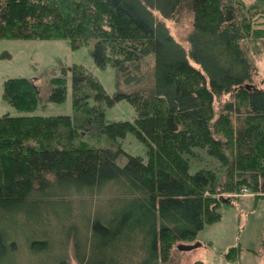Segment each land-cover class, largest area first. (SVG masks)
Instances as JSON below:
<instances>
[{"label": "trees", "instance_id": "16d2710c", "mask_svg": "<svg viewBox=\"0 0 264 264\" xmlns=\"http://www.w3.org/2000/svg\"><path fill=\"white\" fill-rule=\"evenodd\" d=\"M236 4L0 0V39H67L73 48L91 43L95 66L112 67L115 89L107 95L73 64L70 115H0V264H13L16 232L29 231L24 242L34 253L48 241L35 229L49 227L62 233L58 247L71 242L78 264H159L173 245L216 220L221 202L231 203L216 193L245 187L264 196V87L252 83L255 68L242 47L250 24L239 19ZM181 8L192 19L186 49L157 17L173 18ZM33 80H3V100L20 111L34 109ZM48 83L45 98L63 101L65 78ZM221 94L231 99L213 120V98ZM121 99L134 118L107 121L105 106ZM128 132L144 145L145 159L125 154L119 166L122 151L114 143ZM199 149L224 167L223 175L204 167L189 172ZM96 200L102 212L89 211ZM76 211H87L82 236L71 221ZM262 227L264 253V220ZM238 251L229 248L224 256L233 260Z\"/></svg>", "mask_w": 264, "mask_h": 264}, {"label": "rangeland", "instance_id": "374dc122", "mask_svg": "<svg viewBox=\"0 0 264 264\" xmlns=\"http://www.w3.org/2000/svg\"><path fill=\"white\" fill-rule=\"evenodd\" d=\"M236 2H239L236 4L239 19L250 24L249 35L244 38L242 47L255 68L252 74V83L254 87L263 88L264 40L259 37L264 34L259 28H264V23L260 20L264 17V0H236ZM157 17L166 26L169 35L186 49L188 47L186 37L192 28L191 13L181 8L173 18ZM257 38L259 39L256 40ZM90 46L91 43H87L73 48L67 39H0V115H70L71 88L68 68L73 64L81 65L89 71L100 83L104 92L111 96L115 90L114 71L110 65H106L104 68L95 66L89 53ZM191 63L197 67L193 62ZM53 76L65 78L66 91L61 102L49 101L45 98L50 86L48 80ZM13 77L34 79L33 81L38 87L37 97L39 100L34 109L20 111L3 100L2 82ZM229 99L231 97L228 94H221L213 98V120L217 117L223 103ZM134 116L133 107L124 99L105 106L104 117L107 121H131ZM84 138L88 140L87 136ZM89 142L94 143L93 140ZM114 145L122 151L115 159L119 166L124 163L125 154L139 155L145 159L144 145L130 132L116 140ZM195 152L197 157H191L188 163L190 173L204 167L214 171L218 176L223 175L224 167H220L203 150L199 149ZM243 188L247 190V196H241L244 195ZM204 194H208V192L205 190ZM215 196L216 198L227 196L232 201L231 203L221 202L218 206L219 216L216 220L204 224L193 239L176 243L193 244L197 242L199 245L190 250H177L173 245L166 260L159 264H193L197 260L202 264H264V253L260 251L264 220V196L257 197L245 187H241L237 192L216 193ZM83 207L88 211L87 202L83 203ZM93 210L103 211L100 201L96 200L94 209L89 211ZM87 211L72 213L71 221L73 220L78 226L80 236L83 235V218ZM51 226H53L52 223ZM35 230L47 236V244L37 252L31 253L24 242L29 231L16 232L19 250L13 256V264H55L61 256L64 258L65 264H78L72 254L71 242L63 240L64 246L58 247L56 241L61 240V231L58 230L56 234L53 227ZM232 247H236L239 251L233 260H229L224 254Z\"/></svg>", "mask_w": 264, "mask_h": 264}, {"label": "water", "instance_id": "95a60500", "mask_svg": "<svg viewBox=\"0 0 264 264\" xmlns=\"http://www.w3.org/2000/svg\"><path fill=\"white\" fill-rule=\"evenodd\" d=\"M247 86L248 85H245V87H247ZM198 245H199V243H197V242H195L193 244L178 243V244L175 245V248L177 250H190V249H192V248H194V247H196Z\"/></svg>", "mask_w": 264, "mask_h": 264}, {"label": "built area", "instance_id": "2783aa9c", "mask_svg": "<svg viewBox=\"0 0 264 264\" xmlns=\"http://www.w3.org/2000/svg\"><path fill=\"white\" fill-rule=\"evenodd\" d=\"M242 192H243V194H246L247 190L243 188Z\"/></svg>", "mask_w": 264, "mask_h": 264}, {"label": "crops", "instance_id": "0c3cea01", "mask_svg": "<svg viewBox=\"0 0 264 264\" xmlns=\"http://www.w3.org/2000/svg\"><path fill=\"white\" fill-rule=\"evenodd\" d=\"M248 195V193L247 194H244V195H241V196H247Z\"/></svg>", "mask_w": 264, "mask_h": 264}]
</instances>
